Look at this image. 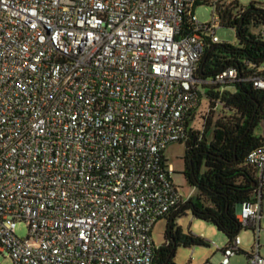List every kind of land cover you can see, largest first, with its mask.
<instances>
[{"label": "built area", "instance_id": "built-area-1", "mask_svg": "<svg viewBox=\"0 0 264 264\" xmlns=\"http://www.w3.org/2000/svg\"><path fill=\"white\" fill-rule=\"evenodd\" d=\"M198 1L0 0V255L154 264V227L184 201L165 152L187 139L201 84L243 80L235 68L196 78L206 46L222 43L219 2L201 23ZM251 81L264 90L263 76ZM249 162L256 201L237 218L256 232L248 264H264V145ZM241 245L216 246L221 264Z\"/></svg>", "mask_w": 264, "mask_h": 264}, {"label": "trees", "instance_id": "trees-1", "mask_svg": "<svg viewBox=\"0 0 264 264\" xmlns=\"http://www.w3.org/2000/svg\"><path fill=\"white\" fill-rule=\"evenodd\" d=\"M208 2L199 0L196 6ZM218 2L221 25L236 31L238 43L208 44L195 76L209 82L235 68L243 80L234 85V92L221 84H201L208 113L201 118L205 120L203 130L190 126L197 109L188 120L187 139L180 142L186 144L183 174L198 194L162 218L168 221V228L154 264H175L173 259L181 245L210 246L176 224L177 218L187 211L197 219L215 224L227 235L230 245L245 228L237 218L238 206L256 201L258 171L249 162V154L264 145V137L256 133L264 122V90L251 79L264 77V7H244L238 0ZM185 31L190 32L188 26Z\"/></svg>", "mask_w": 264, "mask_h": 264}, {"label": "rangeland", "instance_id": "rangeland-1", "mask_svg": "<svg viewBox=\"0 0 264 264\" xmlns=\"http://www.w3.org/2000/svg\"><path fill=\"white\" fill-rule=\"evenodd\" d=\"M219 0H209L208 3L197 5L194 9L195 15L198 17L201 23L211 22L213 19V4ZM239 3L248 7L251 4H255L260 7H264V0H238ZM217 36L219 37L222 43H232L237 44L238 38L236 31L228 28L221 27L218 31ZM228 90L234 92L236 87L226 86ZM207 102L202 100L200 107L196 111V114L190 122V126L195 130H203V118L205 115H208L206 112ZM219 116V115H217ZM215 116V119L218 118ZM256 133L259 136L264 137V122L259 128L256 129ZM186 152V144L184 142H176L168 146L166 150V157L170 165H172L174 174L173 181L178 187L180 194L188 199L192 192L195 195L198 194V191L192 188L189 183L186 181L183 174L184 171V162L183 157ZM193 193V194H194ZM192 194V195H193ZM193 197V196H192ZM264 215V214H263ZM176 224L181 226L184 231L192 232L196 236L201 237L202 235L205 238L207 244L210 246L196 245L191 247L179 246L176 251V255L173 259L175 264H221L223 260V253L218 251L216 246L219 248L225 247L229 238L225 233L220 231L215 224L209 221L195 218L190 211H187L185 214L177 218ZM168 228V221L163 219L158 222L153 233V239L157 247L163 245L166 239V232ZM17 235L20 238H25L28 234V226L26 222L21 221L17 225ZM242 239L241 249L242 252L237 254L232 258V264H248L249 256L252 254V251L255 247L256 232L251 227H245L239 234ZM259 244L261 246V256L264 258V218L261 223V229L259 232ZM0 264H14L12 259L6 258L3 255H0Z\"/></svg>", "mask_w": 264, "mask_h": 264}, {"label": "crops", "instance_id": "crops-1", "mask_svg": "<svg viewBox=\"0 0 264 264\" xmlns=\"http://www.w3.org/2000/svg\"><path fill=\"white\" fill-rule=\"evenodd\" d=\"M203 97V96H202ZM165 157H166V152H165ZM166 160H167V157H166ZM167 162H168V160H167ZM168 164H169V162H168ZM194 192H192L189 196H191V197H189L188 199H190V198H192V196L193 197H195L196 195H195V193L193 194ZM193 194V195H192ZM184 198V197H183ZM188 199H186V198H184V200H188ZM161 220H163V219H160L159 221H161ZM158 221V222H159ZM158 222L156 223V225L158 224ZM156 225H155V227H156ZM155 227H154V230H155ZM154 230H153V233H154ZM203 236V235H202ZM155 242V241H154ZM156 245V244H155Z\"/></svg>", "mask_w": 264, "mask_h": 264}, {"label": "water", "instance_id": "water-1", "mask_svg": "<svg viewBox=\"0 0 264 264\" xmlns=\"http://www.w3.org/2000/svg\"><path fill=\"white\" fill-rule=\"evenodd\" d=\"M257 184L255 183V186H256ZM241 206H242V204H241ZM263 212H264V203H263Z\"/></svg>", "mask_w": 264, "mask_h": 264}]
</instances>
